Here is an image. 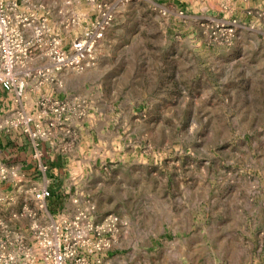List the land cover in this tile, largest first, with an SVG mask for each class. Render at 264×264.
Instances as JSON below:
<instances>
[{
  "label": "rangeland",
  "instance_id": "1",
  "mask_svg": "<svg viewBox=\"0 0 264 264\" xmlns=\"http://www.w3.org/2000/svg\"><path fill=\"white\" fill-rule=\"evenodd\" d=\"M15 1L65 51L110 22L82 69L7 112V134L30 136L10 123L20 108L37 148L59 150L62 180L0 178V240L33 244L31 225L50 223L33 191L48 187L54 217L114 222L90 264H264V0Z\"/></svg>",
  "mask_w": 264,
  "mask_h": 264
},
{
  "label": "built area",
  "instance_id": "2",
  "mask_svg": "<svg viewBox=\"0 0 264 264\" xmlns=\"http://www.w3.org/2000/svg\"><path fill=\"white\" fill-rule=\"evenodd\" d=\"M109 22L110 16L105 14L91 31L65 51L56 37L44 39V34L50 31L45 17L23 11L15 0H0V84L14 93L16 103L21 106L22 97L30 86L37 88L44 81H53L54 74L64 69H82L87 53L104 38ZM27 31H33V35L28 37ZM36 60L43 65L31 69ZM64 110V106L56 105V113L62 114ZM10 123L23 124L25 132L32 139L37 138V134L29 128V117L24 110L19 108ZM1 130L7 131V120L0 124ZM42 170L46 173L47 166L42 165ZM23 177L18 167L9 170L7 165L0 164L2 180L23 183ZM33 193L50 223L41 225L34 222L31 225L33 244L30 246L24 244V235L0 240V264H90V254L109 247L104 230L115 225L112 219L103 225H96L82 212L73 220L64 215L54 217L46 208L50 197L48 187L41 190L34 188ZM77 226L81 227L75 232ZM91 236L98 240L97 244H93Z\"/></svg>",
  "mask_w": 264,
  "mask_h": 264
},
{
  "label": "crops",
  "instance_id": "3",
  "mask_svg": "<svg viewBox=\"0 0 264 264\" xmlns=\"http://www.w3.org/2000/svg\"><path fill=\"white\" fill-rule=\"evenodd\" d=\"M27 91L28 100L33 102L39 97L36 90L32 89V86ZM16 106L14 93L5 90L0 84V124L6 122L7 112L14 110ZM50 144L42 141L39 148H37L35 141L20 130H14L9 134H7L6 130L0 131V162L4 164H18L26 178L23 191L31 185L46 186V179H49L50 183L48 186L52 185L55 193L60 187L58 185L62 180L61 153ZM43 164L49 167L46 173L42 170ZM61 186L65 187L64 180ZM62 200L63 198L57 201L54 206H59ZM64 207L65 212L68 211L67 203H65ZM58 210H60V207Z\"/></svg>",
  "mask_w": 264,
  "mask_h": 264
}]
</instances>
